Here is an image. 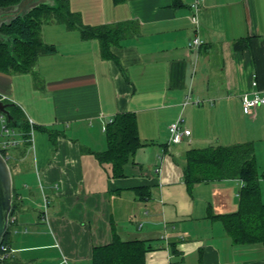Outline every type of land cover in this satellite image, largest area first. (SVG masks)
<instances>
[{
    "label": "crops",
    "instance_id": "crops-1",
    "mask_svg": "<svg viewBox=\"0 0 264 264\" xmlns=\"http://www.w3.org/2000/svg\"><path fill=\"white\" fill-rule=\"evenodd\" d=\"M194 1L68 0L83 25L134 21L138 31L103 58L98 40L49 22L43 41L55 50L32 70L0 72L8 84L0 95L25 110L40 134L32 168L19 129L7 135L0 121L19 204L9 264H92L93 248L114 234L151 240L145 264H264L261 243L237 245L209 217L239 209L243 182L191 189L184 182L190 149L251 142L264 202V105L246 113L242 103L244 95L264 96V0H199L197 25ZM196 36L201 46L189 47ZM125 112L136 115L146 145L117 179L82 148L105 150L103 127ZM180 117L190 135L170 144L169 126ZM46 130L57 133L54 145Z\"/></svg>",
    "mask_w": 264,
    "mask_h": 264
},
{
    "label": "trees",
    "instance_id": "trees-1",
    "mask_svg": "<svg viewBox=\"0 0 264 264\" xmlns=\"http://www.w3.org/2000/svg\"><path fill=\"white\" fill-rule=\"evenodd\" d=\"M19 1L0 0V9H9ZM124 1L113 0L115 4ZM180 1L174 0L175 4ZM56 2V7L43 5L33 9L26 16L13 20L10 25L4 24L1 27L0 72L21 73L32 70L41 54L55 50L53 45L45 43L40 37L42 26L49 22L62 23L69 29H77L85 40H98L103 58L112 57L110 48L119 45L125 38L138 31L134 21L94 27L83 25L80 15L71 12L68 0H56ZM235 48L240 49L241 43L237 42ZM8 110L11 116L10 120L7 119L8 126L19 129L28 148L31 144V134L38 127L31 124L20 107L12 105ZM46 131L51 140L55 141L57 133ZM104 136L105 150L95 152L83 147L82 151L94 155L100 164L109 165L111 178H122L125 176V166L133 163L137 151L146 145L139 137L136 115L131 112L117 115L106 125ZM1 153L9 164L8 150H1ZM228 179H239L243 182L239 192V209L223 215H213L209 211V217L222 223L225 232L235 244L261 243L264 247V202L261 199L253 144L249 142L229 147L192 148L187 151L184 182L188 189L195 184ZM13 190L10 224L0 244L9 250L12 243L11 227L14 225L12 220L14 217L17 219L19 209L15 186ZM137 190L139 192L141 190V198L147 197L144 188ZM154 248L151 240L125 241L114 234L111 243L93 248L92 264H145L146 254ZM173 253H176L174 249ZM0 264H9L8 258L0 259Z\"/></svg>",
    "mask_w": 264,
    "mask_h": 264
},
{
    "label": "water",
    "instance_id": "water-1",
    "mask_svg": "<svg viewBox=\"0 0 264 264\" xmlns=\"http://www.w3.org/2000/svg\"><path fill=\"white\" fill-rule=\"evenodd\" d=\"M43 5L56 7L57 2L56 0H20L9 9H0V29L4 24L10 25L13 20L24 17L33 9ZM12 105H15V103L0 101V112L9 120L11 116L8 108ZM213 146L218 147L219 144ZM13 187L11 168L7 158L0 151V244L10 224V215L13 209Z\"/></svg>",
    "mask_w": 264,
    "mask_h": 264
},
{
    "label": "built area",
    "instance_id": "built-area-1",
    "mask_svg": "<svg viewBox=\"0 0 264 264\" xmlns=\"http://www.w3.org/2000/svg\"><path fill=\"white\" fill-rule=\"evenodd\" d=\"M199 7H200V1L199 0H195L194 3L191 5V8L193 10L192 22L195 25L198 24L197 13L199 11ZM201 44H202V40L198 36H196L189 42V47L198 48L201 46ZM252 85L254 87H256L257 82L253 81ZM7 100H8L7 97L0 95V101L5 102ZM242 103H243L244 111L246 113H252L256 108L264 105V96L260 95L259 93H255L252 97H249L248 95H244L242 97ZM0 121L2 124V132L7 134V135L10 134L11 130L8 126L7 118L1 112H0ZM182 122H183V120L180 117L178 120H176L170 124V126H169V133H170L169 143L170 144H179L184 140L185 137H188L190 135V131L181 126ZM105 128H106V126L103 127V130H105ZM7 146L8 145L6 143L4 145H1L0 151L1 150H7ZM161 172H162V157H160L158 160V164L154 169V174L156 176L160 177ZM0 249H1L0 259L5 260V259L9 258L12 250L7 249V247L4 245L0 246Z\"/></svg>",
    "mask_w": 264,
    "mask_h": 264
},
{
    "label": "rangeland",
    "instance_id": "rangeland-1",
    "mask_svg": "<svg viewBox=\"0 0 264 264\" xmlns=\"http://www.w3.org/2000/svg\"><path fill=\"white\" fill-rule=\"evenodd\" d=\"M42 30V29H41ZM40 37L42 38V40H43V36H42V31H40ZM14 75H17V74H14ZM1 77H5V76H3L2 74H0V90L2 91V89H4V88H7V86H8V84H6V83H4V81L2 80V78ZM22 111H24V113H25V110H22ZM1 129V128H0ZM38 135H40L39 134V132H38V130H33V132H32V134H31V144H30V146L27 148V152H28V154H27V160H26V166H27V164L29 163H31V166H32V168H33V166H34V158H33V155H34V149H35V140H36V138L38 137ZM47 137V136H46ZM46 139V143H49L48 142V140H47V138H45ZM54 143V141H52V145H54L53 144ZM9 166H10V168H11V170H12V168H13V164H12V161H9ZM25 166V167H26ZM34 170V169H33ZM28 171H32V169H31V167L29 168V170ZM36 190V189H35ZM29 193V192H28ZM34 195L36 196V193L34 192ZM29 198V203H31V199L32 198H30V196H28ZM49 209H50V207H47V209H45V208H43L41 211L42 212H46V213H48V212H50L49 211ZM37 213L39 214V210L37 211ZM33 215V214H32ZM37 215V214H36Z\"/></svg>",
    "mask_w": 264,
    "mask_h": 264
}]
</instances>
